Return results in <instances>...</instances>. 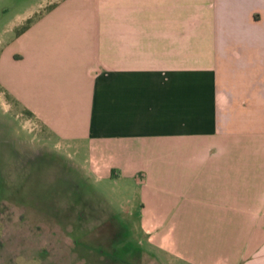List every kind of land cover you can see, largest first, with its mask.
<instances>
[{"label":"crops","instance_id":"1","mask_svg":"<svg viewBox=\"0 0 264 264\" xmlns=\"http://www.w3.org/2000/svg\"><path fill=\"white\" fill-rule=\"evenodd\" d=\"M4 34L0 94L134 189L139 243L264 264V0H39Z\"/></svg>","mask_w":264,"mask_h":264},{"label":"rangeland","instance_id":"2","mask_svg":"<svg viewBox=\"0 0 264 264\" xmlns=\"http://www.w3.org/2000/svg\"><path fill=\"white\" fill-rule=\"evenodd\" d=\"M38 1L0 0V28ZM10 39L0 36L7 54L17 48H5ZM26 117L0 94V264H174L145 239L139 243L131 186L96 180L84 144L70 156L72 148L54 147V137Z\"/></svg>","mask_w":264,"mask_h":264},{"label":"trees","instance_id":"3","mask_svg":"<svg viewBox=\"0 0 264 264\" xmlns=\"http://www.w3.org/2000/svg\"><path fill=\"white\" fill-rule=\"evenodd\" d=\"M27 25H24L21 29H25Z\"/></svg>","mask_w":264,"mask_h":264}]
</instances>
